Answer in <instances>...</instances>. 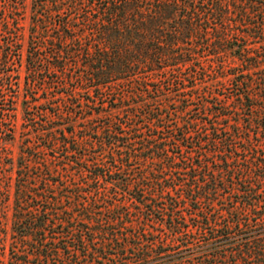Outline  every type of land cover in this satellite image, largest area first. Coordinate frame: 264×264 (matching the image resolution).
Here are the masks:
<instances>
[{"label":"rangeland","instance_id":"rangeland-1","mask_svg":"<svg viewBox=\"0 0 264 264\" xmlns=\"http://www.w3.org/2000/svg\"><path fill=\"white\" fill-rule=\"evenodd\" d=\"M75 3L0 0V264H17V254L27 264H45L38 256L43 248L65 246L70 250L52 252V263L82 260L73 242L81 226L97 245L112 237L99 229L122 243L128 236L137 242L139 229L155 226L141 228L143 209L133 201L142 189L150 192L142 179L155 173L172 182L194 165L202 169L199 178L217 176L220 189L182 206L190 246L151 264L197 259L209 240L193 230L199 218L223 222L235 209L248 214L244 190L264 207V180L258 179L264 175V38L247 36L237 16L211 20L203 24V32L211 29L203 40L189 42L187 64L137 69L97 87L87 78L86 57L93 53L84 47L88 8ZM65 24L79 42L62 39ZM109 135L120 139L116 147ZM161 143V153L149 150ZM227 166L231 173H221ZM90 171L106 176L94 179ZM113 179L122 182L113 185ZM17 211L48 220L43 244L30 247L13 236ZM124 252L122 264H148Z\"/></svg>","mask_w":264,"mask_h":264},{"label":"trees","instance_id":"trees-1","mask_svg":"<svg viewBox=\"0 0 264 264\" xmlns=\"http://www.w3.org/2000/svg\"><path fill=\"white\" fill-rule=\"evenodd\" d=\"M77 5L87 7L85 13V28L89 33L85 35L84 47L91 46L93 53L86 57L88 72L87 78L97 84L105 86L108 82L122 79L132 71L151 69L158 71L163 64L176 62L179 65L188 63V45L194 38L203 40L205 22L224 21L231 16H237L235 24L243 23L248 31L247 36L255 39L264 38V0H233L232 5H225V0H72ZM88 5L86 6L85 5ZM62 5L57 7L61 12ZM67 24L64 25V30ZM65 33V34H64ZM64 37L72 38L73 42L79 39L63 31ZM218 41L222 39L219 35ZM81 42V41H80ZM83 46V43H82ZM250 58V57H249ZM117 136L109 135L108 144L116 147ZM163 140V139H162ZM161 143L149 150L161 153L164 151ZM177 177L161 178L154 174V178L142 179V187L149 188L146 193L133 197V201L143 209L144 223L142 227L150 225L149 231L136 232L132 241L127 237L121 242L117 234L109 229H99L100 233H110L111 239L104 245H97L88 239L87 229L80 227L75 233L73 242L76 253H83L82 260L73 257L65 264H122L128 258V252L143 262L151 264L154 259H164L175 254L180 249L190 246V236L185 238L186 218L181 214V208L187 203L199 201L201 198H212L219 189V179L213 176L207 179L206 174L198 177L195 173L201 172V167H184ZM185 172V173H182ZM94 179L105 177L102 172H89ZM192 173V174H191ZM221 173H231L229 166ZM183 176L185 178H183ZM187 177V178H186ZM263 178V179H262ZM178 179H184L178 184ZM186 179V180H185ZM264 180V175L258 176ZM260 181V182H261ZM122 182L112 180L111 184ZM179 196L172 191L182 188ZM227 185L224 186V188ZM251 191L244 190L241 195L246 199L245 206L250 210L248 214L241 211L229 210L228 220L207 216L199 218L193 230H200L209 237L206 242L208 252L197 259H191L181 264H264V207H257L250 197ZM184 221V222H182ZM82 222H85L83 220ZM48 220L42 216H31L27 219L22 211L14 214L12 234L30 247L45 242V233ZM100 228V227H99ZM230 230L238 239L233 240ZM194 232V231H192ZM168 238V241H157L153 238ZM129 238V239H128ZM107 239V238H106ZM92 244V246H89ZM56 250V251H55ZM55 252H67L70 246L56 247ZM45 248L40 251V257L45 264L52 263L54 254ZM79 257V256H78ZM17 264H27L20 254L16 257Z\"/></svg>","mask_w":264,"mask_h":264}]
</instances>
